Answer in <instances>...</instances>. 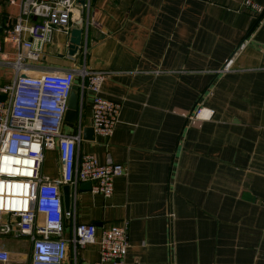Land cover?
I'll return each mask as SVG.
<instances>
[{"label": "crops", "instance_id": "0c3cea01", "mask_svg": "<svg viewBox=\"0 0 264 264\" xmlns=\"http://www.w3.org/2000/svg\"><path fill=\"white\" fill-rule=\"evenodd\" d=\"M245 1L91 0L83 63L106 72L102 95L121 109L110 137L82 131L80 146L126 172L110 197L70 186L65 235L92 223L97 240L76 253L70 241L65 264H111L100 262L99 238L124 222L126 264H264V11ZM21 2L0 0V26L15 22ZM83 17L76 7L72 28ZM63 51L49 47L47 62L69 65ZM14 74L0 60V87ZM92 105L91 92L81 97L78 125L65 132L93 126ZM42 173L60 178L55 150ZM3 237L12 264H30L29 238Z\"/></svg>", "mask_w": 264, "mask_h": 264}, {"label": "built area", "instance_id": "2783aa9c", "mask_svg": "<svg viewBox=\"0 0 264 264\" xmlns=\"http://www.w3.org/2000/svg\"><path fill=\"white\" fill-rule=\"evenodd\" d=\"M91 4V0H22L15 22L0 26V60L15 73L0 87L5 96L0 98V237L29 238L30 264H65L70 241L76 253L97 240L96 226L83 222L73 225L71 239L66 237L65 220L72 213L64 207L63 185L76 188L81 182L91 181L94 193L110 197L115 178L126 172L123 164L111 159L102 163L81 148L82 125L74 133L64 130L69 99L78 78L81 97L93 94L95 133L110 137L119 120L121 103L102 95L106 72L88 68L85 61L80 63L88 53ZM244 5L258 13L264 11L251 0ZM78 6L84 12V38L78 53L71 55V21ZM56 33L67 37L62 56L69 65L47 62ZM6 44L13 48L12 56L4 52ZM232 61L222 71L229 70ZM47 150L58 154L59 179L42 173ZM99 243L100 262L126 264L128 222L103 228ZM0 263L12 264L10 252L0 249Z\"/></svg>", "mask_w": 264, "mask_h": 264}, {"label": "water", "instance_id": "95a60500", "mask_svg": "<svg viewBox=\"0 0 264 264\" xmlns=\"http://www.w3.org/2000/svg\"><path fill=\"white\" fill-rule=\"evenodd\" d=\"M81 3H84L85 0H80ZM84 38V27H75L71 31L70 36V47L69 53L71 55L78 53L80 46L82 45ZM81 85L75 84L71 92L69 99L68 109L65 115V121L70 126L78 125L79 109H80V96H81ZM84 138L95 139V129L93 126H84L83 127ZM81 186L83 187H92L91 181L82 182ZM63 199L64 207L67 212L70 211L71 207V196H70V185L66 184L63 187Z\"/></svg>", "mask_w": 264, "mask_h": 264}, {"label": "rangeland", "instance_id": "374dc122", "mask_svg": "<svg viewBox=\"0 0 264 264\" xmlns=\"http://www.w3.org/2000/svg\"><path fill=\"white\" fill-rule=\"evenodd\" d=\"M65 36H63V34H58V33H56L55 34V38H54V44H52L50 47H54L55 48V50L57 51V50H60V48H62V51L64 50V43H65ZM55 56H56V54H55V52H53V53H50L49 54V56L47 57V61H49V62H51V61H53V59L55 58ZM82 59V62H83V58H81ZM80 63H81V61H80ZM80 78H78L77 79V84H79L80 83ZM6 237H0V239H5Z\"/></svg>", "mask_w": 264, "mask_h": 264}]
</instances>
